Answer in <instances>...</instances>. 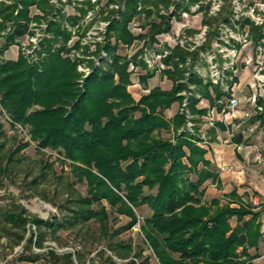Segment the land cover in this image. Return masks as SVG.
<instances>
[{"label": "trees", "instance_id": "1", "mask_svg": "<svg viewBox=\"0 0 264 264\" xmlns=\"http://www.w3.org/2000/svg\"><path fill=\"white\" fill-rule=\"evenodd\" d=\"M110 2L118 8L106 9L103 19L108 25L104 39L94 50L95 55L102 50L106 58L93 68L80 86L76 83L79 75L75 64L58 54L35 65L28 64L20 56L14 61L0 62V106L9 117L10 128L19 125L26 129L29 140L39 151L49 149L60 154L62 158L57 160L68 165V174L75 181H68L62 174L55 177L64 186L65 193L59 200L63 197L62 202L66 205L55 204L43 197L62 213L61 219L31 218L21 208L6 211L2 222L13 230L16 244L22 242L26 231L33 227L24 239L23 251L31 246L42 249L47 232L55 235L60 228L84 229L85 234L94 239H103L112 256L125 260L123 264H149V257L143 255L142 247H132L129 241H114L120 233L139 222L136 211L146 208L149 216L139 226L143 237L141 243L150 248L157 264H256L247 249L258 246V213L241 205L237 208L219 205L215 199L209 204L202 201L201 186L213 177V173L204 159L206 149L197 144L200 117L205 114L197 104L199 97H204L213 105L223 95L219 86L203 84L197 76L190 75L187 82L193 88L189 89L184 81L187 69L179 67V62L184 61L188 53L174 46L162 59L171 67L161 71L171 82L170 89L153 87L137 101L128 90L131 84L128 65L132 62L146 70L138 56L143 48L153 45L158 36L169 32L172 13L168 10L172 1ZM16 3L21 9L15 19L25 21L29 19L27 13L32 7H44L43 0H12L13 5L0 7V17L9 20ZM225 3L217 17L203 16V24L211 29L208 40L217 35V24L225 22L231 14L227 6H231L230 1ZM85 4L87 9L92 8L89 0H85ZM161 10L164 13H160ZM79 12L83 14L85 10L80 8ZM140 15L145 23L142 32L135 34L131 24ZM245 24L249 26L251 41L254 44L260 42L264 37L262 27L246 19L240 26ZM23 31L24 26L15 29L13 34L21 36ZM55 32L65 40L68 38L64 32ZM8 38L10 42L13 37ZM136 42H141L142 46L132 55L118 53ZM190 56L194 58L195 54ZM151 77L152 73L146 71L139 78L144 88ZM183 91L190 93L187 111L193 124L192 133L185 129L186 117L180 108L171 118L164 116L172 104H182ZM210 92L214 99L209 98ZM161 132H170L173 138H163ZM27 144H20L7 153L3 150L4 144L0 143V175L11 172L9 165ZM45 169H50L49 164L44 163L39 177L45 176ZM189 175H194L195 180ZM36 182L34 178L32 183ZM77 182L86 184L85 195L71 189ZM102 201L108 204L109 211ZM111 213L126 216L128 222L111 229ZM248 214L251 217L244 221ZM233 217L240 223L234 227L229 222ZM93 225L97 233L90 231ZM98 255L105 264H116L102 249ZM45 257L47 264H74L71 253L57 254L49 249ZM38 258V254L22 252L17 259L34 262ZM75 258L81 263L77 252Z\"/></svg>", "mask_w": 264, "mask_h": 264}, {"label": "rangeland", "instance_id": "2", "mask_svg": "<svg viewBox=\"0 0 264 264\" xmlns=\"http://www.w3.org/2000/svg\"><path fill=\"white\" fill-rule=\"evenodd\" d=\"M43 1L44 7H41L42 9L39 7L40 11H45V17L42 24L48 25L53 7L49 6L47 0ZM190 1L191 0H189V3L186 2L185 4L189 6L192 4ZM225 1L231 0H223V2ZM10 5H13L12 1L6 3L3 1L0 2V7H7ZM80 5L81 7H84L83 5L86 6V4H82V2H80ZM172 5L173 4L170 6ZM204 5L205 4H201L202 10H205ZM224 5H226V3ZM227 6L228 9L231 8V6ZM178 7L180 8V6ZM32 10L33 7L27 13L29 17L27 21L22 18L15 19L20 11L16 3L15 7L12 9V15L9 20H4L0 17V62L11 61L7 60L4 56V53L9 48L14 50L16 59L20 56L30 65L39 64L40 62H44L51 55L58 54L60 58L67 59L75 64L76 71L79 75L76 83L80 86L83 79L93 72V68L98 67L96 62L100 57V53L99 55H95L94 50L96 49V46L100 44L97 38H102V36H93L94 39L97 40L94 41V44L88 43L87 45H83L86 42L85 36L87 32H85L84 27L80 24L81 22L79 21L81 20H79L76 25L77 21L74 22L68 17L65 19L61 13L58 14V19L54 23L48 25L47 32L42 34L40 38H37L35 34L30 31H26V34L21 37L15 36L13 34L14 29H22L24 25L22 23H25L28 27L32 28L31 25L35 22L38 24L41 22L39 19L30 17L32 16ZM61 10L64 12L66 11L65 8ZM242 11H245V9L242 8ZM96 13L99 14V11ZM96 19H100L99 16H97ZM69 21H71V24ZM38 24H36L35 27H38ZM69 26L75 31V34L70 32L72 30H67V28L69 29ZM55 31L64 32L68 35V38L66 40L63 39L60 35H56ZM81 31H84V34H80ZM9 36L13 37L10 42L8 38ZM33 39H35V45L32 42ZM133 50L134 48H128L127 51L119 50L118 53L130 56L133 54L131 53ZM128 90H130L133 96L137 98L135 89L132 86L129 85ZM177 105L179 106L178 103ZM179 108L182 111V105H180ZM166 115L168 116V113H166ZM9 122L8 115L0 106V124L2 125L3 131V137H1L0 143L4 144V152L8 153L9 150L11 151L20 144H28L20 150V153L15 157V160L9 165L8 169H10L11 172L0 175V264H47L45 254L49 249H52L57 254L71 253L74 264H105L98 255V251L102 249L106 252V255H110L113 258L116 264H123L125 260H120L115 256H112V254L105 248V241L103 239H94V237L90 236L88 233L85 234L84 229L78 231L74 228H60L55 235L47 232L43 243L44 247L42 249H37L34 246H31L23 251L24 239L28 237L29 230L33 229V227H30L29 230L26 231L23 241L16 244V239L12 235L13 230L9 229L8 226L2 222L3 214L6 211H17L22 208L27 212V216H30L31 218H37L43 221H50L54 217L61 219L62 213H60L50 202H46L43 197L54 201L55 204L61 203V205H63V197L60 200L59 198L65 193L64 186L56 181L55 177L62 174L63 176L65 175L66 178L68 177V181L74 180L72 176L68 174V165H63L57 160L58 158H62L60 154L49 149L39 151L35 143L29 140V135L26 129H22L19 125H15V128L12 129L9 126ZM160 136L166 139L173 138V135L170 132H161ZM44 163L49 164L50 169H45V176L39 177L38 174L42 171ZM34 178L37 180L35 184L32 183ZM189 178L194 180L195 176L189 175ZM71 189L76 190L81 195L86 194V184L84 182L73 184ZM145 192L147 191L145 190ZM102 202L106 210L109 211L108 204L105 201ZM136 215L139 222L129 230L120 233L119 237L115 238L114 241L118 239L123 242L129 241L132 247H142L143 255L149 257V264H157L150 248L146 245L143 246L141 243L143 237L139 226L142 224L143 219L149 216V212L146 208H140L136 211ZM127 222L128 218L124 215L111 213L109 216V227L111 229L124 226ZM26 227L28 229V226ZM90 231L97 233L96 226H91ZM22 252H25V254H38L39 258L34 262H20L17 258ZM76 252L81 258V263L75 258Z\"/></svg>", "mask_w": 264, "mask_h": 264}, {"label": "crops", "instance_id": "3", "mask_svg": "<svg viewBox=\"0 0 264 264\" xmlns=\"http://www.w3.org/2000/svg\"><path fill=\"white\" fill-rule=\"evenodd\" d=\"M184 6L183 4L180 8L176 7L175 12L169 18V32L157 37L156 42H163L164 51L169 52L175 46L172 40L181 31L186 29L187 32L195 31L203 23L202 16L191 14L188 5L186 9ZM133 22L140 23L142 28L145 23L143 15ZM131 30L137 34L132 28ZM141 46V42L133 44L131 48L134 50L131 53ZM261 46L264 62V37L261 40ZM238 50L235 64L238 71L234 80L228 83L226 91L219 87L223 95L213 105L210 104L208 98L195 95L199 97L197 108L205 110L198 125L199 141L197 144L206 149L204 159L213 173V177L207 179L201 186L202 201L209 204L215 199L219 205L228 204L236 208L241 205L252 213H258L260 239L257 248H248L247 253L253 257L254 263L264 264V166L257 165L253 161L254 147L260 146L264 149V87L261 95H257L258 90L253 80L255 56L253 45L242 46ZM4 56L7 60L16 59L14 50L10 48ZM146 71L152 73V77L147 80V88H144L139 78ZM130 82L137 98L130 90L129 92L136 101L153 87L157 86L163 90L171 87V82L161 74V71L150 70L147 67L146 70H142L135 66V71L130 75ZM230 97L238 100V106L231 115L225 116L222 110ZM209 98L214 99L212 92ZM178 110L177 103L172 104L164 112L165 118H171ZM250 217V214L244 216V221ZM229 222L232 227L240 224L234 217Z\"/></svg>", "mask_w": 264, "mask_h": 264}, {"label": "built area", "instance_id": "4", "mask_svg": "<svg viewBox=\"0 0 264 264\" xmlns=\"http://www.w3.org/2000/svg\"><path fill=\"white\" fill-rule=\"evenodd\" d=\"M9 2L12 0H0V2ZM92 4V8L87 9L85 5L81 7L80 2L85 4V0H47L49 6L52 8V13L49 18V24L54 23L58 19V14L61 13L65 19L67 17L74 22H81L80 24L84 27L86 33V42L94 44L93 36L101 35L102 38L98 37V42L102 43L108 21L103 19L106 16L107 8H118L117 5L112 4L110 0H89ZM173 5L169 6V13H174L176 7L181 5H186L185 3L189 0H170ZM103 2V4H102ZM201 4H205V10H202ZM231 14L228 16L225 22H219L216 26L217 35L208 40V33L211 31L210 27L206 24L201 23L195 31L187 32L186 30L181 31L172 40L175 46H179L183 51L187 52L188 55L185 57L184 61L179 62V67H185L187 71L184 74V81L187 83L189 89L193 87L187 82L190 75L197 76L203 84L210 83L211 85H217L226 91L228 89V83L234 80L235 74L238 71L235 67L238 55L239 47L252 44L255 50L254 56V71L253 80L256 89L258 90L257 95H261V90L264 87V62L262 59L263 49L261 46V41L254 44L249 38V26L248 24L240 26V23L245 19L254 25L261 26V31H264V0H231ZM64 5V6H63ZM224 5L223 0H196V2L188 6L191 14H197L200 16L206 15L207 17L214 18L217 17L221 12ZM19 10L21 6L17 3ZM65 8V12L61 9ZM85 10L83 14H80L79 9ZM242 8L245 11H242ZM183 9L181 8V11ZM99 11V14L96 13ZM102 12V13H101ZM160 13H164L163 10ZM205 13V14H204ZM99 16L100 19H96ZM31 18L39 19L41 21L39 24L35 22L31 27L24 24L23 35L26 31L33 32L37 38H40L42 34L47 32L48 25H43L42 21L45 17V11H40L38 7H33ZM115 20H118V16L115 15ZM71 24V21H69ZM38 24V27H35ZM69 24V25H70ZM90 25V26H89ZM131 28L137 33L142 32L140 23L133 22ZM68 31L75 34V31L69 26ZM87 30V31H86ZM15 31V29H14ZM80 34H84L81 31ZM92 35V36H91ZM18 36V37H21ZM93 37V38H91ZM35 39L32 40L33 44ZM163 42L158 41L150 47L143 48L142 53L138 56V59L143 61L148 69L160 72L166 70L169 67L162 62V59L169 54L168 51L163 50ZM35 48V47H34ZM128 49H125L127 51ZM194 53L195 57L192 58L190 54ZM106 55L101 50L100 57L97 59L96 64L102 59H105ZM176 60H178L176 58ZM135 71V64L129 63V72L133 73ZM181 95L184 96L182 101V111L186 117L185 129L192 133L193 124L189 121V115L187 111L188 99L187 96L190 95L189 92H182ZM238 106V100L235 97H230L226 101L224 108L222 110L225 116L231 115L236 107ZM253 161L257 165L264 166V149L260 146L254 147Z\"/></svg>", "mask_w": 264, "mask_h": 264}, {"label": "flooded vegetation", "instance_id": "5", "mask_svg": "<svg viewBox=\"0 0 264 264\" xmlns=\"http://www.w3.org/2000/svg\"><path fill=\"white\" fill-rule=\"evenodd\" d=\"M123 6V5H122Z\"/></svg>", "mask_w": 264, "mask_h": 264}]
</instances>
